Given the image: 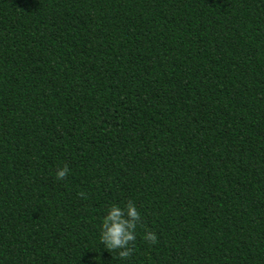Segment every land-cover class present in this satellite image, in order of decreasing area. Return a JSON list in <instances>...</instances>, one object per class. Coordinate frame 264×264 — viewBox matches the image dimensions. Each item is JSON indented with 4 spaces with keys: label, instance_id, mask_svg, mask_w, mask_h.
Returning a JSON list of instances; mask_svg holds the SVG:
<instances>
[{
    "label": "trees",
    "instance_id": "obj_1",
    "mask_svg": "<svg viewBox=\"0 0 264 264\" xmlns=\"http://www.w3.org/2000/svg\"><path fill=\"white\" fill-rule=\"evenodd\" d=\"M0 264H264V0H0Z\"/></svg>",
    "mask_w": 264,
    "mask_h": 264
},
{
    "label": "clouds",
    "instance_id": "obj_2",
    "mask_svg": "<svg viewBox=\"0 0 264 264\" xmlns=\"http://www.w3.org/2000/svg\"><path fill=\"white\" fill-rule=\"evenodd\" d=\"M68 173L66 165L57 168L55 178L63 179ZM140 215L134 204L127 203L124 208L116 205L110 206L106 214L102 217L100 225L99 240L106 250L118 251V256L122 259L131 255L132 244L137 236V222ZM142 239L152 244L156 243V236L151 231H146Z\"/></svg>",
    "mask_w": 264,
    "mask_h": 264
}]
</instances>
